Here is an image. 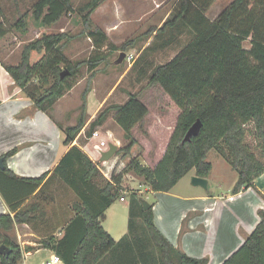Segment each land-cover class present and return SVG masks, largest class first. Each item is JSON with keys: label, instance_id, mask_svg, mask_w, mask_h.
I'll return each mask as SVG.
<instances>
[{"label": "trees", "instance_id": "trees-1", "mask_svg": "<svg viewBox=\"0 0 264 264\" xmlns=\"http://www.w3.org/2000/svg\"><path fill=\"white\" fill-rule=\"evenodd\" d=\"M105 1L90 0L80 8L84 25L81 35L94 40L97 51L87 61L71 63L67 59L64 45L73 39L67 34L43 33L24 46L17 64L2 63L15 85L46 113L77 85L81 68L88 66L90 77L81 114L76 125L63 131L65 146H71L87 125L89 87L98 67L106 60L102 50L109 45L107 34L92 25L93 14ZM216 1L177 0L164 24L149 32L154 34V43L149 47L153 52L176 46L182 37L191 36L172 60L153 67L147 64L146 68L148 86L160 87L180 110L161 160L149 167L133 157L138 144L133 130L150 113L140 94L135 93L123 104L103 108L87 131L90 138L114 116L128 142L118 150L122 160L129 158L122 173L116 175L114 171L111 180L106 179L99 165L75 145L55 168L54 175L69 185L78 198L72 207L75 217L61 239L50 236L41 241V247L54 251L64 264H100L110 253V264L209 263L208 258L191 257L176 248L159 231L154 205L145 211L140 193L130 194L129 230L120 241L103 228L108 209L124 198L121 185L129 171L151 191L169 193L192 171L207 179L213 169L207 157L216 150L225 155L238 175L230 192L232 196L253 188L264 176V0H234L212 21L207 13ZM72 9V0H39L34 6V18L43 27L52 26ZM3 17L0 8V20ZM15 27L26 30L24 16ZM4 35L0 25V36ZM245 43L250 47L246 48ZM123 50H127L126 45ZM64 71L70 74L61 78ZM198 121L202 123L199 134L185 142L187 132ZM249 137L253 142L248 141ZM15 153L13 150L4 158L7 160ZM5 172L20 180L7 168ZM48 175L21 180L30 184L34 193ZM42 191L43 188L39 193ZM41 209L39 203H34L14 216H0V248L5 245L10 250L8 255L0 254V264H23L22 247L4 233L13 231L16 224H33ZM258 215L260 222L255 230L222 264H264V210H259Z\"/></svg>", "mask_w": 264, "mask_h": 264}, {"label": "rangeland", "instance_id": "rangeland-1", "mask_svg": "<svg viewBox=\"0 0 264 264\" xmlns=\"http://www.w3.org/2000/svg\"><path fill=\"white\" fill-rule=\"evenodd\" d=\"M38 1L0 0V8L4 16L0 20V25L5 30V35L0 36V59L6 65L17 64L20 61L24 46L40 38L43 33H65L73 38L64 45V54L71 63L87 61L97 53L94 40L86 35H81L84 31V25L80 8L90 0H72L73 9L56 24L47 27H43L35 21L34 6ZM233 1L217 0L207 13V17L210 20L217 18ZM176 3L177 0H106L92 16L93 27L99 28L107 34L109 45L102 50L106 60L98 67L96 75L91 81L88 96L92 95L94 104L104 103L103 109L112 104H123L130 94H140L150 113L144 123L137 125L133 130L138 141L133 149V157H137L143 165L149 167L155 166L165 154L180 114V110L160 87L148 86L149 71L146 70L147 64L153 67L172 60L191 39V36L185 35L176 46L164 51L153 52L149 50V47L154 43V34L149 32L159 29L164 24L174 10ZM22 16L25 18L26 30L15 27ZM125 45L127 50H123ZM245 46L246 48L250 47L248 43H245ZM122 53L126 54V58L122 63L117 64ZM130 56L133 58L130 59ZM89 77L88 66H84L81 68L80 80L75 86L74 93L68 95L57 106L55 118L61 125H76L81 114L83 94L88 86ZM35 84H39L38 79H35ZM91 117L92 115L87 113V126L94 120ZM98 131L105 140L117 145L118 150L128 144L124 140L123 131L116 123L113 115ZM248 141L253 142L251 137ZM79 143L81 145L89 143L90 147L96 144L95 141L86 140L83 133ZM255 151L259 154L257 150ZM121 156L118 155L117 151L107 166L100 165L110 178H112L114 171L118 175L127 167L129 158L122 160ZM207 161L213 165V170L208 178L207 190L200 186L194 187L192 177L187 175L175 187L174 193L180 196L197 192L214 195L227 193L237 177L231 169L229 161L225 155L216 150L209 152ZM128 173V175L124 174L122 180V185H124V189L126 188L125 192H122V196L127 197L126 202L117 201L108 213V221L103 225L104 229L116 241H120L129 230L130 194L140 193L149 203H156V198L144 191L146 186L143 184V180L130 171ZM257 193L264 198V189ZM73 196L75 200H78L76 194ZM238 217L234 216L236 223L232 230H237L241 234L243 229L241 226H237ZM140 223L141 220H139ZM139 233L141 234L142 230H139ZM243 237L246 239L248 236L243 235ZM222 251L221 248H214L212 251L214 257L210 253L206 258L210 260L211 256L213 258L218 257ZM218 252L219 254H217ZM111 261L112 254L110 253L100 264H110Z\"/></svg>", "mask_w": 264, "mask_h": 264}, {"label": "crops", "instance_id": "crops-1", "mask_svg": "<svg viewBox=\"0 0 264 264\" xmlns=\"http://www.w3.org/2000/svg\"><path fill=\"white\" fill-rule=\"evenodd\" d=\"M2 63L0 59V158L16 150L7 160L4 158V164L20 180L9 177L5 169H0V216H14L34 203H39L42 208L33 224H16L13 231L4 234L22 247L23 264H48L57 255L51 249L41 247V241L50 236L63 237L66 226L75 217L72 207L76 202L75 193L54 175V170L74 145L97 162L91 157L89 143H79L82 133L86 140L91 141L87 137V129L92 121L71 146H65L63 131L73 125H61L55 113L59 103L73 94L75 87L46 113L15 85ZM87 104V113L95 119L104 103L94 104L90 94ZM46 173L49 175L34 193H31V185L21 180L38 179ZM189 175L196 176L193 171ZM236 176L237 181V173ZM233 186L224 195L197 192L180 196L174 193L175 188L169 193H155L147 186L144 191L156 198V203L151 204L154 205L155 224L176 248L195 258H206L210 253L214 257L213 249L221 248L223 251L217 253L219 256H211L208 264H222L244 244L246 239L243 235L249 236L255 230L260 222L258 212L264 210V198L257 193L264 189V176L254 183L253 188L232 196ZM121 187L126 189L124 185ZM42 188V193H39ZM126 198L120 201L126 202ZM111 207L102 226L108 221ZM234 216H239L237 226L243 229L241 234L232 230L236 223Z\"/></svg>", "mask_w": 264, "mask_h": 264}, {"label": "water", "instance_id": "water-1", "mask_svg": "<svg viewBox=\"0 0 264 264\" xmlns=\"http://www.w3.org/2000/svg\"><path fill=\"white\" fill-rule=\"evenodd\" d=\"M125 58H126V54L122 53L120 58L117 60V64L122 63ZM69 74H70L69 71H64L61 74V78H64L66 75H69ZM201 127H202V123L200 121L196 122L187 132L184 141L190 142L192 137H195L199 134ZM118 148L119 147L117 145L111 143L109 146V149L102 154L101 162L111 161L113 156H115L116 152L118 151ZM0 169L1 170L5 169L4 158H0ZM192 185L195 187L200 186V187L207 190L208 185H209V181L206 178L193 176L192 177ZM141 202L143 204L145 211H148L152 207L151 203H149L145 198H142ZM9 251H10L9 248H7L5 245H2L0 248V254L8 255Z\"/></svg>", "mask_w": 264, "mask_h": 264}, {"label": "built area", "instance_id": "built-area-1", "mask_svg": "<svg viewBox=\"0 0 264 264\" xmlns=\"http://www.w3.org/2000/svg\"><path fill=\"white\" fill-rule=\"evenodd\" d=\"M131 58H133V56H130V59ZM89 140L96 142V144H94L91 149L89 147V152L91 154V157H94L95 161H97L95 163H97L99 165V168H100L101 172L103 173V175H105L108 180H111V178L108 176V174L105 171H103L101 166H100L101 164L104 166H107L110 162V161L101 162V157H102V154L109 149V146L111 143L109 141L105 140L101 136L100 131H98V129L92 134V136L89 138ZM121 200L124 201V198H122ZM60 263H62V261L58 256H53L51 258L50 262H48V264H60Z\"/></svg>", "mask_w": 264, "mask_h": 264}]
</instances>
